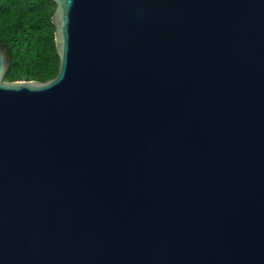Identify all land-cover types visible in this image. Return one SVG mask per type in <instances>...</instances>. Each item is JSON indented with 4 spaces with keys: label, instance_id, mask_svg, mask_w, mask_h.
<instances>
[{
    "label": "water",
    "instance_id": "95a60500",
    "mask_svg": "<svg viewBox=\"0 0 264 264\" xmlns=\"http://www.w3.org/2000/svg\"><path fill=\"white\" fill-rule=\"evenodd\" d=\"M52 1L56 76L0 42V264H264V0Z\"/></svg>",
    "mask_w": 264,
    "mask_h": 264
},
{
    "label": "trees",
    "instance_id": "16d2710c",
    "mask_svg": "<svg viewBox=\"0 0 264 264\" xmlns=\"http://www.w3.org/2000/svg\"><path fill=\"white\" fill-rule=\"evenodd\" d=\"M55 8L52 0H0V42L11 58L6 80L47 81L57 75Z\"/></svg>",
    "mask_w": 264,
    "mask_h": 264
}]
</instances>
